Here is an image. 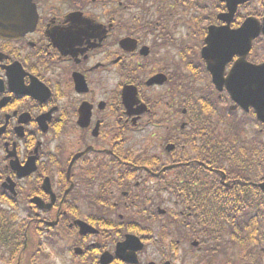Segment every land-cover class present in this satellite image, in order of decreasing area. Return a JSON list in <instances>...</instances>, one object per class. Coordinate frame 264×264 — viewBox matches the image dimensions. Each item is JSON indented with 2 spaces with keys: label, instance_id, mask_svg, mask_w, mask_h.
<instances>
[{
  "label": "flooded vegetation",
  "instance_id": "flooded-vegetation-1",
  "mask_svg": "<svg viewBox=\"0 0 264 264\" xmlns=\"http://www.w3.org/2000/svg\"><path fill=\"white\" fill-rule=\"evenodd\" d=\"M18 1L3 24L29 27L0 36V212L26 226L14 264H264L258 184L219 165L231 140L194 108L227 100L208 86V30L261 20L264 0L228 22L216 0Z\"/></svg>",
  "mask_w": 264,
  "mask_h": 264
},
{
  "label": "water",
  "instance_id": "water-1",
  "mask_svg": "<svg viewBox=\"0 0 264 264\" xmlns=\"http://www.w3.org/2000/svg\"><path fill=\"white\" fill-rule=\"evenodd\" d=\"M221 1L226 3L229 13L220 16V18L228 22L233 16L236 7L239 4L246 3L248 0ZM17 2L19 1L0 0V36L2 37L19 35L29 27L32 20L31 17L26 27L17 32H10L8 27L4 26V13L9 10L13 3ZM22 3L27 4L30 12L33 11L28 2L23 1ZM18 20V18H15V22H18ZM260 34L264 35V17L262 23L254 18H248L240 28L234 31L228 28L211 27L205 39L206 46L201 50V56L206 62L207 70L212 76L214 86L219 91L225 87L231 100L242 109L248 110L249 107L253 108L257 119L264 124V64L254 66L245 61V56L250 49L252 40ZM235 54L239 56V59L231 69L228 77L224 79V65ZM129 92V90L126 91L125 89L123 91L124 103L130 100L129 97H132ZM134 101L136 102V99ZM259 188L264 193V182L259 185Z\"/></svg>",
  "mask_w": 264,
  "mask_h": 264
},
{
  "label": "trees",
  "instance_id": "trees-1",
  "mask_svg": "<svg viewBox=\"0 0 264 264\" xmlns=\"http://www.w3.org/2000/svg\"><path fill=\"white\" fill-rule=\"evenodd\" d=\"M194 108H195L196 112L199 113V111H197V109H196V108H198L197 104H194ZM208 112H209L208 106H207L206 102L203 101L202 113L207 114ZM198 113H196V116H194V118H193L194 123L198 122V119H197ZM200 128H203V126H197L198 132H199ZM191 131L192 130H191V126H190L189 135H191ZM195 138H197V135H196V137H194L192 139L196 140ZM218 140H219V137H218ZM210 141H214V138L212 137V140H211V137H209V142ZM227 141H228V147L230 150V154H227V152H224V158L222 160L221 159L219 160V165H222L224 167V170L228 171L229 173L230 172H238V171L239 172H247V173L252 172V174L250 175V179H245V182L249 181L250 183H254V182H257L258 180H260L263 177L262 176L263 173H262V169H261V167H263V166H262L261 162L258 160V157H259L257 155L258 154V152H257L258 147L252 145L251 147L248 148V149L254 148L251 152L252 157L249 160L248 159L249 158L248 155H250L248 153L249 150H246L245 153H242V147L244 145H242L243 142H240L239 138H237V139L235 138V140H231V141L227 140ZM251 141L252 142H258L256 140V138H254V137H252L251 140H249V142H251ZM219 152H221L220 147H219ZM258 171L260 172L259 176L254 173V172H258ZM245 185H248V184H245ZM250 187L254 189L253 185H250ZM231 189H232V187L226 189L227 190L226 192H229ZM234 189H235V195L241 197L238 201L239 202H245L244 195L240 193L242 187H234ZM229 199L230 200H236V197L235 196L229 197ZM234 204L236 207V205L238 203L234 202ZM12 214L13 213L10 211L8 212V214L6 213V215H3V212H0V244L2 245V247H3V245H5V243L3 241L4 240V234L9 236V238H10L9 244L14 245V250L12 251V255L10 254V257L14 258L15 254H16L15 252L17 250L16 244H18L19 241H22L23 230L26 228V226H25V224L18 226V223H16V220H14V217L12 216ZM7 215H8V218H7ZM7 219H8V221H7ZM224 229L227 230V227H225ZM229 231H231L234 234L238 233L237 229H235V228L232 229V227L230 228ZM12 248H13V246H12ZM29 260H30V258L27 259V262ZM40 261L41 260H39L38 263ZM35 262H36V260L34 259L32 264H35Z\"/></svg>",
  "mask_w": 264,
  "mask_h": 264
},
{
  "label": "rangeland",
  "instance_id": "rangeland-1",
  "mask_svg": "<svg viewBox=\"0 0 264 264\" xmlns=\"http://www.w3.org/2000/svg\"><path fill=\"white\" fill-rule=\"evenodd\" d=\"M242 16H246L248 13H250V10L247 9V7H245L244 9H242ZM251 14V13H250ZM197 85H201V87H207V84L205 82H198ZM240 116L242 117V115L240 114ZM235 117H239V116H235ZM246 119V118H243ZM236 123H238L240 126H254L253 123H251L250 121L246 120V121H242V122H238V121H234ZM218 126H220V124L218 123ZM221 133L225 132V130H220ZM47 252L49 253V251L47 250ZM1 257V254H0ZM2 262V260H0V263ZM15 261L12 263L14 264ZM42 264H59L58 260L55 259L53 256H49L48 259H46V261Z\"/></svg>",
  "mask_w": 264,
  "mask_h": 264
}]
</instances>
